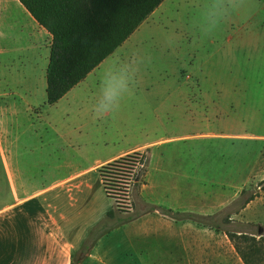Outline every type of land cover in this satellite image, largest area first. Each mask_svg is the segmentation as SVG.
<instances>
[{"label":"rangeland","instance_id":"obj_1","mask_svg":"<svg viewBox=\"0 0 264 264\" xmlns=\"http://www.w3.org/2000/svg\"><path fill=\"white\" fill-rule=\"evenodd\" d=\"M9 1L0 0V48L6 50L0 52V90L10 82L32 79L42 92L50 43ZM226 5L227 0H166L91 76L95 82L83 94L82 105L93 107L104 71L114 62L134 59L132 93L112 114L114 144L121 151L130 150L139 144L142 133L155 140L172 138L154 149L156 155L166 152L163 164L154 155L147 167L157 186L172 185L174 174L181 173L182 203L188 211L209 205L214 189L213 214L183 212L185 239L174 237L177 225L172 224L169 232L167 220L156 217L155 222L111 234L108 240L114 244L116 259L105 264H244L227 232L264 235V198L263 206L255 210L262 216L259 223L241 222L242 209L239 203L232 204L233 195L242 189V200L263 195L259 185L264 180V0H239L235 8ZM210 16L218 23L208 30L204 21ZM65 102L40 104L35 109L39 121L48 122L56 115L60 122L68 120V110L76 107ZM105 122L100 118L95 126L103 129L109 126ZM225 135L233 136L222 139ZM258 155L257 172L243 183L249 164L252 168L259 162ZM144 170L141 166L137 174ZM2 173L0 167V189L4 190ZM232 184V196L222 198V189ZM102 193V205H114ZM195 220L199 237L212 236L203 262L200 257L195 260L187 241L195 234L194 227L189 228ZM89 224L85 225L90 235ZM101 231L103 224L92 236ZM129 233L132 247L125 242Z\"/></svg>","mask_w":264,"mask_h":264},{"label":"crops","instance_id":"obj_2","mask_svg":"<svg viewBox=\"0 0 264 264\" xmlns=\"http://www.w3.org/2000/svg\"><path fill=\"white\" fill-rule=\"evenodd\" d=\"M9 2L51 47V35L31 17L23 4L19 0ZM5 51L0 48V52ZM103 64L52 105L59 106L66 101L67 106L76 107L68 110V120L63 122L59 121L57 115L48 122L39 121L41 117L35 113V109L47 101V80L42 92H38L39 87L32 79L10 82L0 90V167L4 183V190L0 189V264L112 263L116 259L112 248L114 244L108 239L114 232H128L137 224L144 226L159 217L165 222L167 220L169 232L172 224L174 227L177 225L174 237L177 234L178 239L182 240L188 235L183 232V212L213 214L214 189L209 193V205L202 209L198 203L200 210L188 211L182 203L180 172L174 174L172 185L169 182L170 185L161 182L159 186L153 183L147 163L150 166L156 155L154 149L162 147L172 138L155 140L142 133L136 147L121 151L114 144L117 134L113 113L104 117L105 124L109 126L103 129L95 126L98 118H95L92 106L82 105V97L95 82L91 76ZM69 119H73L72 123ZM225 136L222 139L228 140L227 137L233 135ZM134 152L143 154L146 163L143 166L145 170L137 175L130 187V213L120 212L115 202L111 207L110 204L103 206L104 197L101 194L104 190L99 169ZM165 153L160 151L156 155L161 164L166 158ZM258 158L259 162L252 168L249 164L241 179L243 183L257 172L261 161L259 155ZM162 178L165 181V177ZM232 185L226 186V191L222 189V198L232 196L234 190L231 191V187H235ZM242 192L243 189L233 195L232 204L241 197ZM262 194L261 197L258 194L241 210V222L259 223L262 216L255 210L263 206ZM176 214H179V218L173 217ZM86 223H90V235ZM101 224L103 231L97 237L92 236V231ZM192 227L195 234L193 238H187L188 246L195 260L198 261L200 257L203 262L207 260L212 236L199 237L197 221L189 228ZM185 231L189 232L187 229ZM128 235H125V242L132 247L133 239L130 233Z\"/></svg>","mask_w":264,"mask_h":264},{"label":"trees","instance_id":"obj_3","mask_svg":"<svg viewBox=\"0 0 264 264\" xmlns=\"http://www.w3.org/2000/svg\"><path fill=\"white\" fill-rule=\"evenodd\" d=\"M19 1L52 37L46 72V105L52 106L120 48L165 0ZM144 163L145 156L134 152L99 169L103 190L120 212L130 211V187ZM259 187L264 193V180ZM256 196L234 204L243 209ZM227 236L244 264H264L263 234L239 231Z\"/></svg>","mask_w":264,"mask_h":264},{"label":"clouds","instance_id":"obj_4","mask_svg":"<svg viewBox=\"0 0 264 264\" xmlns=\"http://www.w3.org/2000/svg\"><path fill=\"white\" fill-rule=\"evenodd\" d=\"M239 0H227L228 8H235ZM218 20L210 16L204 21L208 30L216 26ZM135 60L128 62H114L109 69L101 75L97 99L93 105L95 118H104L105 116L116 112L124 98L132 93L134 86V76L136 69L133 68Z\"/></svg>","mask_w":264,"mask_h":264}]
</instances>
